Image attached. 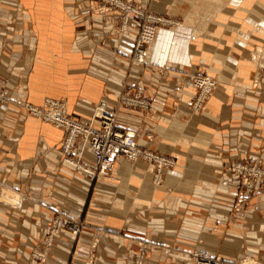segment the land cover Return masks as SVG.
I'll return each instance as SVG.
<instances>
[{"label":"crops","instance_id":"obj_1","mask_svg":"<svg viewBox=\"0 0 264 264\" xmlns=\"http://www.w3.org/2000/svg\"><path fill=\"white\" fill-rule=\"evenodd\" d=\"M89 1L0 0V87L13 93L14 102L9 107L0 105V184L23 197L19 209L0 204V259L34 264L16 247L37 243L54 207L66 215H81L91 190L85 175L62 162L57 150L62 131L21 117L16 87L21 71L31 70L28 102L41 106L44 98L66 99L72 117L88 116L90 108L101 101L116 106L124 83L131 91L142 89L152 101V113L121 108L117 121L135 130L138 145L173 154L176 164L165 171L162 185L152 188V166L120 158L112 172L115 180L99 182L93 189L103 208L94 209L92 219L102 221L107 233L122 230L123 236L133 238L145 231L152 240L163 237L166 245H193L200 239L213 253L225 255L227 246L236 258L251 255L264 264V195L255 198L251 211L238 213L236 223L225 220L236 189L220 179L219 171L225 158L233 156L225 145L241 153L250 149L254 158L264 156V94L251 90L255 72L249 61L254 47L264 43V0H137L177 24L178 42L161 44L156 52H149L148 46L146 63L132 67L126 81L117 64L124 59L117 56L132 55L134 35L115 37L117 15H110L108 22L102 17L93 19ZM54 38L57 48H48V39ZM59 69L79 70L78 86L70 93L64 86V90L52 88L35 95V87H46ZM197 69L206 71L216 83L201 115L190 112L193 88H181L187 75ZM16 137L19 143L13 141ZM218 151L221 156L215 158ZM226 188L233 195L230 200ZM64 191L67 198L63 202L51 195ZM212 194L215 199L210 201ZM208 207L214 212L204 221ZM147 212L151 222L143 219ZM180 223L188 229L179 228ZM84 237L89 238L90 232ZM104 240L99 245L108 253L101 254L98 264H124L121 258L130 254L134 242L110 236ZM53 244L58 253L55 260L65 264L70 240L59 237ZM249 249L254 252L248 254ZM149 252L153 259L146 257L145 264H155L163 256L159 247ZM176 259L190 264L186 257Z\"/></svg>","mask_w":264,"mask_h":264},{"label":"built area","instance_id":"obj_2","mask_svg":"<svg viewBox=\"0 0 264 264\" xmlns=\"http://www.w3.org/2000/svg\"><path fill=\"white\" fill-rule=\"evenodd\" d=\"M88 3L93 19L102 17L103 21L108 22L110 15H117L113 24V35H134L133 53L128 57V67L144 65L149 46V41L143 37L145 29L151 27L160 30L157 26L162 25L161 20L164 19L148 13L151 10L148 5L135 0H90ZM188 86L194 90L190 110L194 114H200L204 111L216 83L204 70L197 69L187 75L181 88ZM177 100L180 101V98L177 97ZM0 101L7 105L13 99L0 94ZM19 107L23 109V119L32 117L62 131L63 136L57 148L62 162L92 182L108 179L120 158L128 162L142 161L152 166V182L157 186L162 184L164 172L175 166L174 160L169 156L138 145L135 141V130L131 127L124 128L117 121L121 107L140 111L151 109V100L143 94L142 89L131 91L125 85L119 92L116 106L110 107L105 101L98 102L84 118L82 115H69L64 99L47 98L41 106L26 101L23 105L19 103ZM260 158L252 159L243 152L239 157L226 161L229 173L223 178L236 189L233 208L237 213L249 206L253 199L264 195V161ZM1 187L0 196L6 189L2 184ZM20 204L21 201L9 207L17 209ZM72 224L69 217L55 221V227L52 225L49 229L46 244L51 246L53 238L60 234H65L75 242L78 226H74L76 231L71 234L65 232ZM146 248L144 243H138L134 264H144ZM40 255L44 258L43 254ZM188 256L192 264H225L220 255L200 248L193 249ZM130 264L133 263L130 261Z\"/></svg>","mask_w":264,"mask_h":264},{"label":"rangeland","instance_id":"obj_3","mask_svg":"<svg viewBox=\"0 0 264 264\" xmlns=\"http://www.w3.org/2000/svg\"><path fill=\"white\" fill-rule=\"evenodd\" d=\"M135 1H137V0H135ZM88 9H89V6H88ZM148 9H151V10H148V13H151L153 15H157L161 19L167 20V21L161 20L163 22V24L162 25L159 24L157 26L160 30H157V29H154L151 27H147L145 29V33H144L143 37L149 41V47H150L149 52L158 51L159 46L161 44H168V43H169L168 45L176 44V42H178V40L175 39V36L177 35V32L175 30V26L177 24L175 22L171 21V18L166 17V16L162 15L160 12H158L157 10H155L156 8L153 10L152 8H150L148 6ZM168 19H170V20H168ZM168 24H170V25H168ZM126 38H124V39L127 40ZM188 38H189V40L194 39V38H192V36H189ZM32 39H33L32 49L35 50L37 38L34 36ZM48 42H49L47 45L48 48H52V49L57 48L58 44L56 43V38L48 39ZM92 44H94V43H92ZM44 45H45V43H44ZM96 45L97 44H95V46ZM121 46L125 47V45H121ZM118 54H120V53H118ZM117 57H118L117 58L118 60L124 59V61H122V60H120V62L118 61L117 64L119 65L118 70L125 74V76H126L125 81H126L127 77L129 76V72L132 68V67H128V56L121 57L120 55H118ZM166 58L168 59L169 55H167ZM249 61L253 65L254 72H255L254 83H253L251 90L253 92H259L261 94H264V87H262V89L260 87L262 84H264V43L260 46L254 47V49L252 50V52L249 55ZM123 64H125V66ZM72 68H75V66L73 65ZM53 75H54V77H52V80H49L50 82L47 83L46 87H44V86H36L35 87V91H34L35 95L41 94L42 90H45V91H52L53 89L64 90V86H65L66 92L70 93L72 90L71 88L74 87V89H75L78 86L77 80L80 78L79 70L69 69V70L65 71V70L59 69V70H54ZM90 75L97 76V74L93 73V72L92 73L90 72ZM31 77H32L31 70L21 71V82L16 88H17V91H19L18 96H19V99L21 100L20 104H22V105L26 101L28 102V96L30 95V92H31V85H30ZM54 84H58V86H56ZM125 85H127V84L124 83L123 87ZM0 94L13 99V93L9 92V91H5V88L0 87ZM44 99H47V98H44ZM60 99H63V98H60ZM64 100L66 101V99H64ZM208 102H209V100H208ZM13 103L14 102L10 101L7 105H4L0 101V105H4L6 107L12 106ZM17 104L19 105V103H17ZM66 105H67V111H69V104L67 101H66ZM207 106H208V103H207L204 111L206 110ZM82 107L84 109H87L86 106H82ZM121 108H123V107H121ZM19 110L21 112H23L22 108H19ZM152 111H153V104L151 101V109L147 110V111H143V112L145 114H149V113H152ZM190 112H191V110H190ZM203 112H201L200 114H197V115H201ZM191 114H194V113L191 112ZM30 119H32V117H27L25 119V122L30 120ZM55 128H57V127H55ZM148 136H149V138L152 137L151 135H148ZM19 140H20L19 137H16L13 139V141L16 143H19ZM43 148L45 150L50 149V147H48L47 145H44ZM152 150L161 153L160 151H158L156 149H152ZM229 150H230V152H229ZM225 151L231 153L230 155H233L231 160L239 157V155L241 154V150H239V149L231 150L227 147V145H225ZM219 152H221V151H218V153L216 155H214L215 158H220L221 153H219ZM244 152L248 157H251L252 159H257L251 155L250 149H246ZM161 154H163V153H161ZM164 155H167L170 158H172L176 164L175 155H173V154H164ZM261 156L262 155H260L258 158H260ZM261 158H263L262 160L264 161V156H262ZM224 161H225V165L220 166L219 171H220V179H222L223 181L226 182V180H224L223 176L227 175L229 173V171H228L229 167L226 163V161H227L226 158ZM131 163H132V161H131ZM64 165H66V164L64 163ZM66 166H68V165H66ZM68 167H70V166H68ZM203 168L206 169V168H209V166L205 165ZM210 168H211V166H210ZM215 168H217V167H215ZM112 172H111V176L108 179H104L102 181H93V182L91 181V190L86 195V198L84 201V206H83V211H82L81 215H74V216L66 215V214L62 213L60 210H56L57 207H54L55 211L53 212V216L51 218H49L48 224L45 226V231L42 235H40L38 237L39 239L37 240V243H35V245H22V246L16 247V248L22 250V252H26L29 255V259L31 261H33L34 264H51V263L52 264H60V263H58L57 260H55V259H58L57 258L58 253L56 251H54V249H55L54 244L52 243L51 246H48L46 244V239L49 237V229L52 227V225L55 227V225H54L55 221H57L58 219L64 218V217H69V219L71 220V222L73 224L70 225V229H66L65 232L71 234L73 231H76V228H75L76 226H78V228H77L78 232L76 235V241L75 242H73L72 240H70L68 238L70 240L71 244L69 246L70 251H69V253H67V258L65 260V264H98V261L101 258V254H103V253L107 254L108 253L106 248H102V246L99 245V241L107 239V237H109V236L111 238H117V239L125 238V240H132L134 242L133 249L131 250L130 254H128L129 253L128 252L126 255H123V258H121V261L124 264H130V261L133 264L135 263V257L134 256H135V251H136L138 243H144L145 246H147L146 253H145V260H146V257H149L150 260L153 259L151 257L150 252H149V251H151V249H153L155 247H159L161 249V251H163V256L157 257L158 259L155 260V264H182V263H180V261L178 259H176V257H181V256L186 257L189 260L188 263L192 264L188 255H189V252H192L193 249H195V248L208 250L211 253H213V251H211L209 249V246L204 244L203 241L200 239H198L196 241V243L193 245H185V244L180 245V244H174V243L172 245H166V244H163V242H162V241H164L163 237L162 238L157 237L155 240H152L150 238L151 235L145 233V231H144V233H142V231H141V233L143 235L138 234L135 237L133 236V238L123 236L122 230L118 234H112L111 235L110 233H107L103 229L104 226H103L102 221H94L92 219V215H93L92 211L94 209H97L98 207H100V209L103 208V206L101 205V202L96 200V197L94 196L93 189H94L95 184H97L99 182L115 180L112 177ZM151 187L157 188L155 185H153V182H152ZM0 188H2L1 184H0ZM12 193L16 196V199H14V200L12 199V201H11L9 196L12 195ZM225 193L228 195V199L230 200L231 196H233L232 193H230V190H228L226 188ZM19 195L14 191V189L12 187L6 186V189L3 190V195L0 196V204H5V205L13 207L14 205L19 203L20 201L22 203L23 197L21 195H20L21 196L20 197ZM51 195H53V198L55 200L62 201V202L67 198V197H65L67 195L66 191L61 192V193L51 192ZM214 199L215 198H214L213 194L209 195L208 200L213 201ZM254 201H255V199H253V201L250 202L249 206H246L245 209L240 213L251 211L252 210L251 207H252ZM209 204L211 206V202H209ZM233 205H234V203L231 204L230 211L228 213H225V216H223V217L225 220H227L231 223H236V220H237L236 215L238 213L235 212ZM20 206H21V204L16 208L19 209ZM58 206L61 207L60 204ZM211 212H214L213 208L208 207L207 210L205 211V213H203V215H202L205 217L204 221H206L207 218H210ZM145 215H143L144 221L148 220V222H151V221H149L150 220L149 213L147 212ZM119 218H121V215L119 216ZM183 225L184 224L180 223L179 228L180 227L182 228ZM179 228L174 231V232H176V233H174L175 234V239H174L175 241L177 239V235L180 233ZM183 228H187V227H183ZM142 229L146 230L145 227ZM140 230H141V228H140ZM86 232H90L89 238L84 237V234ZM253 232L257 234V237L259 236L257 231L254 230ZM227 233H228V227L225 224V238H226ZM59 237L61 238V237H67V236L65 234H60L57 237L53 238V242L56 238H59ZM253 237H250V238H253ZM104 242H105V240H104ZM225 248H226L225 249V255H222L221 253L214 252L216 255H220L222 258H224L225 264H261L260 261L254 260L252 257H250L251 255L249 257H248V255H246L245 257H242V258H236L235 257L236 254H235L234 250H232L231 247L227 248V246H225ZM81 249H83V253L81 252L82 251ZM253 252L254 251L252 249H249L247 251L248 254H252ZM40 254H43L44 258H42ZM233 255H234V257H233ZM145 260H144V264H145ZM0 264H23V263L19 259L17 260L16 263L11 262L7 259H4V260L0 259ZM27 264H29V263H27ZM146 264H150V262H148Z\"/></svg>","mask_w":264,"mask_h":264},{"label":"bare ground","instance_id":"obj_4","mask_svg":"<svg viewBox=\"0 0 264 264\" xmlns=\"http://www.w3.org/2000/svg\"><path fill=\"white\" fill-rule=\"evenodd\" d=\"M165 173V172H164ZM227 183V182H226ZM228 185H230L229 183H227ZM153 185H155L156 187H159V186H157L156 184H154L153 183ZM12 195H14L13 193H12ZM15 196V195H14ZM16 197V196H15Z\"/></svg>","mask_w":264,"mask_h":264}]
</instances>
